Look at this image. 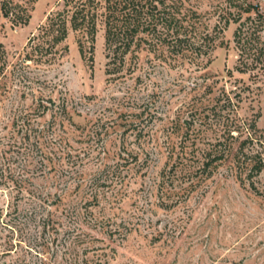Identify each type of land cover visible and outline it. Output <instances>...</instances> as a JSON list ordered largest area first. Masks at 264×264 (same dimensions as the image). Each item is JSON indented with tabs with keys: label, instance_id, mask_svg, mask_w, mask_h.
Returning a JSON list of instances; mask_svg holds the SVG:
<instances>
[{
	"label": "rangeland",
	"instance_id": "1",
	"mask_svg": "<svg viewBox=\"0 0 264 264\" xmlns=\"http://www.w3.org/2000/svg\"><path fill=\"white\" fill-rule=\"evenodd\" d=\"M15 1L29 8L31 19L24 25L5 18L0 0V43L6 58L0 75L5 86L0 90V264L61 261L62 247L52 246L53 236L42 234L37 223L28 220L35 203H41L31 192L52 202L66 183L102 167L98 160L114 164L119 155L133 161L137 154L123 169V184L105 190L107 198L99 205L88 206L91 219L107 217L121 225V235L106 238V244L95 243L115 249L106 264H264V173L253 180L258 192L233 160L196 190L172 195L160 187L163 171L171 168L170 147L181 139L174 121L189 104L200 100L215 105L221 91L231 97L237 93V118L253 121L260 113L256 124L264 130V55L256 69L245 74L236 70L243 65L239 41L249 38L247 26L259 30V47L264 42V0H183V11L197 14L196 26L217 36L216 49L183 62L142 51L128 56L118 78L107 74L104 0H94L98 17L93 52L90 36L83 38L69 23L64 42L68 51L50 66L23 63L25 46L51 13L63 10L64 1ZM248 7L255 9L249 14ZM256 14L263 20H247ZM241 24L242 40H236ZM205 85L212 86L213 94H204ZM39 87L47 95L52 90L55 98L67 96L75 126L54 123L50 113L35 114ZM122 113L139 116L143 123L124 133L125 127L110 128L114 120L102 127L109 118L120 123ZM261 145L256 149L264 151ZM180 179L174 177L176 183ZM48 247L51 255L44 254Z\"/></svg>",
	"mask_w": 264,
	"mask_h": 264
},
{
	"label": "trees",
	"instance_id": "2",
	"mask_svg": "<svg viewBox=\"0 0 264 264\" xmlns=\"http://www.w3.org/2000/svg\"><path fill=\"white\" fill-rule=\"evenodd\" d=\"M63 1V10L51 13L46 22L38 28L37 33L29 37L23 63L50 66L61 59L68 51L64 42L69 34V23L74 31L82 34L83 38L90 36L92 42L90 50L93 52L98 17L95 1ZM102 8L109 76L120 77L127 66L128 56L135 57L142 51L151 52L156 58L164 61L172 58L183 62L189 58L195 60L208 56L217 47V36L205 34L196 26L197 22L193 20H196L197 14L184 12L183 0H104ZM254 9L248 7L245 12L250 14ZM1 10L5 18L17 24L26 25L31 19L29 8L15 0H3ZM247 20H263V17L256 14V18H252L250 15ZM226 24H229V21ZM242 25L245 26L241 24V29L235 33L236 40H242ZM247 35L249 36L247 41L243 44L239 41L243 54L239 60L243 65L236 67V70L244 74L256 69L260 63V56L264 55V42L259 47V30L247 26ZM79 47L81 54L85 56L86 47L82 39L79 41ZM5 65V50L0 43V75L5 70ZM36 82L46 89L50 88L47 82ZM4 87L0 85V90ZM204 88V94H213L211 85H205ZM37 92L35 108L37 116L50 113L54 123L62 127L75 126L66 95L61 93L55 98L52 90L47 95L42 87H39ZM236 96L239 94L236 93L234 97ZM234 97L223 90L219 97L214 99H217L215 105L205 104L199 100L189 104L182 116L178 115L174 124L177 133L181 134V139L179 143H174L170 147L168 165H171V168L163 171V180L160 183L161 188H167V193L178 195L179 192L196 190L227 160H233L239 170L238 173L246 174L251 188L258 192L253 180L264 173V151L256 149L259 143L264 145V130L259 129L256 124L261 114H258L256 120L241 122L240 118H237L239 103L234 102ZM231 114L235 115L234 118ZM119 118L120 123L117 121L118 118L106 119L102 127L109 126L108 124L114 120L113 125L109 127H125L124 133L143 123L139 116L124 117L122 113ZM88 135H94V131ZM131 154L128 153L129 156ZM137 156L138 154L133 156L135 157L133 161L137 160ZM122 161H125L124 164ZM131 161L123 155H119L114 164L98 160L102 167L89 177L83 178L81 175L66 183L64 190L54 194L55 199L52 202L31 192L33 199H38L41 203L38 205L35 203L28 220L37 223L42 234L50 233L53 236L50 243L52 246L56 244L62 247L61 261H54L53 264L107 263L115 249L108 244L97 246L95 243L106 244L107 239H115L116 234L121 235V225H116L107 217L91 219L92 212L88 206L99 205L102 197L107 198L105 190L123 184V169ZM177 175L181 179L176 183L174 177ZM169 185L176 190L169 188ZM73 195L76 198L74 200L71 198ZM50 196L53 197L51 194ZM51 206H55L54 211ZM93 230L105 237L96 236L91 233ZM61 234L63 238L59 240ZM50 251L48 247L44 254L49 255ZM57 253L58 250H55L53 256L57 257ZM38 256H41L40 253ZM41 264H51V259H43Z\"/></svg>",
	"mask_w": 264,
	"mask_h": 264
}]
</instances>
